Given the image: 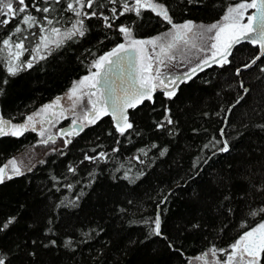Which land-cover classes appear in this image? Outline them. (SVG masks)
Returning <instances> with one entry per match:
<instances>
[{"label":"snow or ice","instance_id":"1","mask_svg":"<svg viewBox=\"0 0 264 264\" xmlns=\"http://www.w3.org/2000/svg\"><path fill=\"white\" fill-rule=\"evenodd\" d=\"M153 21L162 30L149 29ZM245 41L256 47L238 59ZM50 62L77 67L64 91L19 120L0 109V137L32 132L43 146L6 156L0 185L31 183L29 173L47 168L24 231L14 230L28 203L0 215V264H40L45 252L57 264H120L114 250L124 256L153 237L178 264H264V0H0V98ZM213 66L215 81L198 75ZM194 78L213 103L181 108ZM251 132L257 140L238 150ZM161 165L175 178L149 191ZM191 184L201 186L193 191L201 214L165 230L171 197ZM118 219L142 226L143 239L118 247L110 227ZM197 236L205 243L189 254L185 241Z\"/></svg>","mask_w":264,"mask_h":264},{"label":"trees","instance_id":"2","mask_svg":"<svg viewBox=\"0 0 264 264\" xmlns=\"http://www.w3.org/2000/svg\"><path fill=\"white\" fill-rule=\"evenodd\" d=\"M199 18L214 17V12H202L197 13ZM177 18H179V9H177ZM149 29L162 30L159 25L153 21L148 25ZM243 49L242 52H237L238 59L246 60L252 52V49L256 46H251L250 42H242V46L238 45L237 48ZM77 70L76 65H64L57 67L55 62H50L47 72H40L39 70L22 73L19 77L11 82V88L9 95L6 98H0V109L3 110L5 116H11L17 120L22 119L23 114L31 110L34 106L43 103L52 98L57 93L64 91L73 77L74 72ZM221 70L215 68L211 71L205 69L200 75L203 79H213L215 81L216 74ZM232 75V69L229 68L224 73V78ZM195 80V78H194ZM215 85L213 84V87ZM190 102L196 103H213L212 89L204 86L201 80H195L190 87H184L183 95L180 100L177 101L179 107L183 108L185 104ZM239 113V109L236 110ZM150 112L144 109L137 113V120L141 125L149 123ZM102 125L101 128L106 127ZM215 127V125H213ZM98 130H86L82 134L85 139L92 138ZM258 134L256 132L246 133L243 140L237 145L238 150L247 148L249 144L257 140ZM36 134L32 132L25 133L24 136L16 137H0V162H3L8 155H14L17 152H24L29 146L35 147L37 152L43 150V146L34 145V139ZM163 139V137H161ZM79 146H83V141L78 142ZM181 145L185 143L184 140L179 142ZM125 149L129 146L125 145ZM75 151V150H74ZM129 157V152L124 151V155L120 157L121 160H125ZM233 156L231 159H236ZM55 160V157H52ZM230 159L227 156L220 158L216 167L219 168L224 165V161ZM187 157H185V163ZM39 171L29 173L28 177L31 178V183L25 177L14 178L13 181L8 182L5 185H0V215L10 212L16 209L18 203H28L29 207L24 211L20 224L14 231L23 232L26 227V221L32 215L34 210L33 205L35 203L34 197L38 199V186L42 181H45L44 173L47 171L45 166H38ZM166 166L161 165L160 168L154 173V178L145 185L149 191L168 186L171 179L175 178L176 170L171 172L166 171ZM46 182V181H45ZM100 184L103 187L108 186L107 180H102ZM201 186L191 184L186 185L183 188L178 189L177 194L170 199L168 204V211L164 214L165 230L175 232L178 227L182 226L181 221L201 214V209L195 198L193 197V191L200 190ZM91 202L85 204V210H88ZM154 205L149 204L147 211L142 213L145 216L152 215V209ZM134 211V210H133ZM141 214V213H138ZM110 227L114 232L118 234L117 246L122 248L126 243L127 238L131 236L133 239H143L142 232L143 227L137 224H131L122 222V220H116L115 223L110 222ZM205 242L199 237H189L185 241L186 247L189 249V254H195V249L201 247ZM113 255L119 259L120 264H178L176 258L170 254L162 239L153 237L150 241H144L142 244H138L134 249L128 251L126 255L121 256L119 252L113 251ZM40 264H57V257L53 253H42L39 257Z\"/></svg>","mask_w":264,"mask_h":264},{"label":"flooded vegetation","instance_id":"3","mask_svg":"<svg viewBox=\"0 0 264 264\" xmlns=\"http://www.w3.org/2000/svg\"><path fill=\"white\" fill-rule=\"evenodd\" d=\"M63 123V122H62Z\"/></svg>","mask_w":264,"mask_h":264}]
</instances>
